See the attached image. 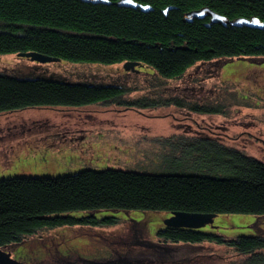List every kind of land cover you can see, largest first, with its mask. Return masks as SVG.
I'll use <instances>...</instances> for the list:
<instances>
[{"label": "trees", "instance_id": "16d2710c", "mask_svg": "<svg viewBox=\"0 0 264 264\" xmlns=\"http://www.w3.org/2000/svg\"><path fill=\"white\" fill-rule=\"evenodd\" d=\"M238 20L253 26L237 25ZM20 52L75 62L145 64L160 78L178 79L199 61L264 56V0H0V54ZM125 92L116 85L0 74V114L99 102L130 110L185 101L162 98L161 88L133 99ZM158 141L153 157L161 159ZM163 148L165 158L198 173L86 168L0 178V250L45 229L98 222L69 215L72 211L264 214V162L211 136L173 135ZM158 236L174 243L229 245L245 257L244 264H264V235L227 237L165 224Z\"/></svg>", "mask_w": 264, "mask_h": 264}, {"label": "rangeland", "instance_id": "374dc122", "mask_svg": "<svg viewBox=\"0 0 264 264\" xmlns=\"http://www.w3.org/2000/svg\"><path fill=\"white\" fill-rule=\"evenodd\" d=\"M125 65L40 62L0 54L3 75L116 85L126 89L129 99L150 96L161 88L162 98L185 100L183 105L130 110L99 102L0 114V178L57 176L86 168L198 173L163 155L167 138L179 134L211 136L264 162V56L199 61L178 79L160 78L149 65L135 70ZM196 104L213 109H199ZM159 139L161 159L153 157ZM68 214L98 222L63 225L28 236L1 249L0 264H244L245 257L229 245L160 241L158 232L171 217L165 210L96 209ZM215 215L194 229L227 237L264 235V214Z\"/></svg>", "mask_w": 264, "mask_h": 264}, {"label": "water", "instance_id": "95a60500", "mask_svg": "<svg viewBox=\"0 0 264 264\" xmlns=\"http://www.w3.org/2000/svg\"><path fill=\"white\" fill-rule=\"evenodd\" d=\"M213 18L215 20H218L219 17L215 13H211ZM237 25H247V26H253V23L248 21V20H238L236 21ZM18 56L20 57H28L32 60L35 61H40V62H51V61H60L61 59L59 58H53L49 57L37 52H20L18 53ZM139 63H132V62H126V69L128 70H135L136 66H138ZM215 214L208 215V214H202V213H191V212H180V211H174L171 212V217L166 220L165 224L168 225H173L176 227H184V228H191L194 229L195 226L199 225L201 222L204 221L205 219L210 218V217H215ZM1 251H0V259H1Z\"/></svg>", "mask_w": 264, "mask_h": 264}]
</instances>
